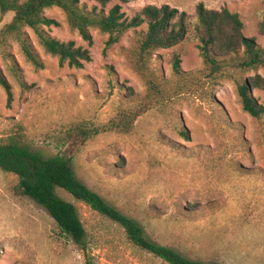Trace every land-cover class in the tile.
I'll return each instance as SVG.
<instances>
[{
  "label": "rangeland",
  "instance_id": "obj_1",
  "mask_svg": "<svg viewBox=\"0 0 264 264\" xmlns=\"http://www.w3.org/2000/svg\"><path fill=\"white\" fill-rule=\"evenodd\" d=\"M199 3L239 13L244 34L264 47V0H128V19L148 4L189 16L183 41L148 54L141 49L147 22L107 46L108 33L91 28L89 43L61 8H47L59 25L42 26L45 33L91 52L84 67H73L47 52L33 28L9 30L15 12L0 9V70L12 91L10 100L0 83V139L71 157L78 178L154 242L210 264H264V113L245 111L237 90L264 77V67H236L239 54L220 57L219 70L206 63L194 30ZM250 93L264 105V87ZM58 193L77 207L95 264H170L133 243L117 221ZM85 262L47 209L22 193L18 176L0 167V264Z\"/></svg>",
  "mask_w": 264,
  "mask_h": 264
},
{
  "label": "trees",
  "instance_id": "obj_2",
  "mask_svg": "<svg viewBox=\"0 0 264 264\" xmlns=\"http://www.w3.org/2000/svg\"><path fill=\"white\" fill-rule=\"evenodd\" d=\"M93 1L101 5V8L95 5L88 9L80 0H0V9L3 13L15 12L13 21L7 27L9 30L16 31L22 26L33 28L47 52L57 56L62 65L68 63L73 67H84L85 63L92 59L91 52L88 48L77 46L75 41L64 42L47 35L42 26L59 25L56 19L44 15L47 8H61L71 27L78 30L89 43L93 41L91 28L96 27L108 33L107 46L118 42L121 35L128 30L147 22L148 31L141 43L142 51L147 54L159 48L177 45L185 39L190 30L187 12L169 4H148L132 19H128L122 11V3L128 0H119V3H115L107 11L106 7L114 0ZM196 15L194 30L199 40V48L206 63L214 70H219L224 65L220 57L232 54H239L234 61L236 67L245 70L264 67V47L259 46L255 38L244 34V23L239 13L232 12L227 7L221 10L208 9L204 3H199ZM260 26L264 32V18ZM23 44L27 57L37 66H41L30 45ZM175 68H179V59L175 62ZM0 83L12 100L11 86L1 70ZM252 86L264 87V77L258 74L252 79L238 82L237 90L243 109L258 118L264 113V105L251 95ZM0 167L16 174L22 193L31 196L47 209L62 232L84 252L85 264H95L88 250L87 230L75 204L60 196L58 189L66 191L92 209L120 223L133 243L170 264H210L188 258L170 246L148 239L138 220L108 203L101 194L78 178L72 159L66 154L45 157L16 140L0 139Z\"/></svg>",
  "mask_w": 264,
  "mask_h": 264
}]
</instances>
